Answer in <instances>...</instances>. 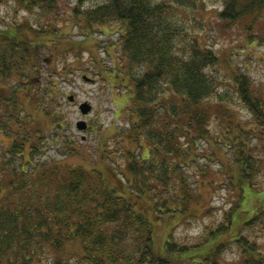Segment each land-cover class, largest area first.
I'll use <instances>...</instances> for the list:
<instances>
[{
	"label": "trees",
	"instance_id": "obj_1",
	"mask_svg": "<svg viewBox=\"0 0 264 264\" xmlns=\"http://www.w3.org/2000/svg\"><path fill=\"white\" fill-rule=\"evenodd\" d=\"M15 1L26 9L38 7L54 13L61 0ZM172 1L196 6L194 0ZM84 3L75 0L69 9L72 23L84 28L86 37L97 25L115 22L119 28L122 53L111 78L129 91L126 134L132 131L131 140L139 145L143 140L147 155L141 154L138 160L129 152L131 157L119 170L106 163L101 169L97 164L101 155L88 159L90 168L43 158L42 145L48 143V135L60 138L65 154L78 155V143L61 135L66 122L62 113L41 106L51 127L32 135L28 124L33 118L21 107V86L15 80L31 76L42 47L57 46L55 36L66 31L50 27L49 22H16L0 30V133L11 139L6 156L0 157V264H38L45 254L51 255L50 264H69L62 257L69 242L77 243L79 264H188L202 258L205 264H219V252L231 240V235L222 239L225 223L206 230L194 244L179 243L168 231L159 248L154 237V222L169 215L194 214L200 205L198 190L205 177L191 182L186 173L197 161L200 139L208 142L213 136L207 100L217 91L209 68L218 64V54L182 29L175 19V5L166 0H101L86 7ZM263 13L264 0H224L219 17L226 23L248 18L250 29ZM232 74L231 88L251 115L252 126L246 129L236 123L217 142L230 152L233 164L220 161L219 165L242 197L245 187L255 189L261 172L257 151L264 152V98L254 92L247 75L236 70ZM225 96L217 97L225 100ZM49 97L48 89L33 94L34 103ZM257 133L259 142H252V137L247 140L248 134ZM110 179L117 184L109 183ZM258 207L257 214H246L247 220L262 219L264 205ZM234 213L235 207L227 214L228 220L235 219ZM234 240L245 264H264V253L259 254L256 242L244 237Z\"/></svg>",
	"mask_w": 264,
	"mask_h": 264
},
{
	"label": "rangeland",
	"instance_id": "obj_2",
	"mask_svg": "<svg viewBox=\"0 0 264 264\" xmlns=\"http://www.w3.org/2000/svg\"><path fill=\"white\" fill-rule=\"evenodd\" d=\"M100 1L85 0L84 7ZM166 1L175 5V19L181 24L182 29L190 37L192 35L197 37L202 46L213 49L219 56V62L209 68V72L216 78L217 85L216 94L207 100L208 127L213 136L208 142L200 139L195 149L198 153L197 161L195 164L191 163V169L186 173L191 182L199 179L200 176L205 177L204 185L198 190L202 194L200 205L193 210L194 214L186 213L183 218L169 215L154 222L156 246L159 248L162 246L168 231L177 242L194 244L206 230L225 223L227 231L222 239L228 240L231 235V240L227 241L220 250L217 261L219 264H245V256L241 253L239 244L234 242L235 238L244 237L256 242L259 254L264 253V216L260 221L256 220L258 217L247 220L246 216V214H257L256 212L260 210L259 203L264 205V152L257 151L261 154L262 162L255 189L250 187L251 191L248 186L245 187L244 195L241 197L242 191L237 186L230 185L229 175H225L219 165L220 161L228 166L233 162L230 152L217 141L223 133H226L227 128L235 126L236 123L246 129L251 125V115L231 88L232 71L236 70L247 75L251 79L254 92L264 98V17L254 21L250 29H247L250 21L248 18L240 19L235 23H226L220 19L219 11L224 0H194L195 7L191 6L192 4L179 6L172 0ZM74 5L75 0H61L56 12L53 13L38 7L26 9L17 5L15 0H0V30L16 22L34 24L49 22L50 27L56 25L66 31L62 35L55 36L59 43L58 45L55 43L57 46L42 47L40 61L35 67L37 69L31 76H23L15 80L21 86L19 94L21 107L30 112L33 118L28 124V129L31 128L33 131L32 135H37L36 131L39 129L43 132L51 127V123L41 110L48 108L57 114L62 113L61 116L66 121L61 128V135L69 136L78 143L80 151L78 155L65 154L60 138L48 135V143L42 145V150L45 152L43 158L62 161L69 167L82 165L90 168L88 159L96 160L97 156L101 155V162L97 163L101 169L104 170L106 163L119 170L125 166L127 158L131 157L129 152L133 151V155L138 160L141 154L147 155L146 143L142 140L139 145L131 140L132 131L126 134L130 127V108L126 105L129 91L111 78L113 68L119 64L122 53L118 43L119 28L115 22L97 25L92 30V34L86 37L84 28L71 21L69 8ZM82 75L88 76L92 81L83 80ZM46 89L50 94L48 101L34 103L33 94L46 92ZM218 94L226 95L225 97L229 99L221 100L217 97ZM5 95H9L7 90ZM68 95H73V102L69 101ZM175 97L179 102L180 97ZM83 101L89 102L92 106L87 115L81 114L78 107ZM29 117L27 116V119ZM78 120L86 122V129L80 130L76 127ZM50 133L52 130H46V134ZM248 135L247 140L252 137V142H259L260 139L255 137L259 136V133ZM10 140L0 133V157L6 156L5 150ZM206 156H212L213 159L209 160ZM203 171L205 173L201 174L200 172ZM114 181L110 179L109 183L117 184ZM233 207L236 209L234 214L237 215L235 219L232 217L231 221L228 220L227 214ZM245 208L254 212H242L243 209L248 210ZM77 250V243L69 242L65 245L62 257L67 258L69 264H79L76 259ZM51 259L50 254H45L41 256L38 264H50ZM205 262L206 260L202 258L200 262L190 261L188 264H205Z\"/></svg>",
	"mask_w": 264,
	"mask_h": 264
},
{
	"label": "water",
	"instance_id": "obj_3",
	"mask_svg": "<svg viewBox=\"0 0 264 264\" xmlns=\"http://www.w3.org/2000/svg\"><path fill=\"white\" fill-rule=\"evenodd\" d=\"M83 79L87 81L90 80V78L86 75H83ZM68 99L72 101L74 99L73 95H68ZM79 110L83 115L88 114L91 110V104L87 101H83L79 104ZM76 127L80 130H83L86 128V122L84 120H78L76 122Z\"/></svg>",
	"mask_w": 264,
	"mask_h": 264
}]
</instances>
